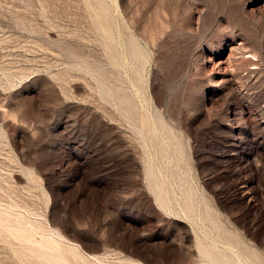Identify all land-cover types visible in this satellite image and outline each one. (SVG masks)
<instances>
[{
	"label": "rangeland",
	"instance_id": "rangeland-1",
	"mask_svg": "<svg viewBox=\"0 0 264 264\" xmlns=\"http://www.w3.org/2000/svg\"><path fill=\"white\" fill-rule=\"evenodd\" d=\"M233 263L264 264V0H0V264Z\"/></svg>",
	"mask_w": 264,
	"mask_h": 264
},
{
	"label": "bare ground",
	"instance_id": "bare-ground-1",
	"mask_svg": "<svg viewBox=\"0 0 264 264\" xmlns=\"http://www.w3.org/2000/svg\"><path fill=\"white\" fill-rule=\"evenodd\" d=\"M231 250H232V249H231ZM210 254H211V253H210ZM208 255H209V253H208ZM217 255H218V254H217ZM211 256H212V255H211ZM218 256H219V255H218ZM215 257H216V255H215ZM237 258H238V257H237ZM236 261H237V260H236ZM238 261H239V260H238ZM234 263H236V262H234ZM234 263H233V264H234ZM242 264H243V263H242Z\"/></svg>",
	"mask_w": 264,
	"mask_h": 264
}]
</instances>
